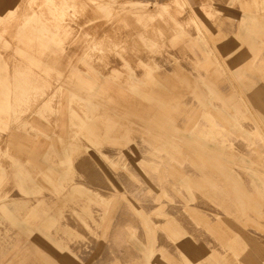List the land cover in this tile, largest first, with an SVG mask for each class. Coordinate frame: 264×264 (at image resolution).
<instances>
[{
    "label": "crops",
    "instance_id": "0c3cea01",
    "mask_svg": "<svg viewBox=\"0 0 264 264\" xmlns=\"http://www.w3.org/2000/svg\"><path fill=\"white\" fill-rule=\"evenodd\" d=\"M36 1L40 3L34 6ZM102 1L0 0V9L5 12L3 16L0 14V185L9 180L7 167L14 165L17 167L14 178L18 194L31 197L30 202L13 205L8 190H0V235L8 230L10 235L19 232L28 237H39L52 243L55 251L66 250L69 243L76 239L82 241L86 237L108 235L106 246L112 252L115 264H118L123 254L116 236L126 229L122 237L123 247L126 250L135 248L137 254L145 255L147 264H153L160 255L161 246L178 243L179 240L177 254L185 264H224L222 257L228 258L231 264H264V208L261 209L264 205V119L259 114H252L247 107L239 105L232 114L231 103L213 81L208 78L202 81L209 88L208 94L198 86L197 79L188 78V87L201 109L200 119L192 126H177V118L184 113L187 103L183 96L172 92L173 87L167 78L155 74L161 68L158 62L162 56L152 64H143L145 80H138L130 72L127 80L131 86L126 92L107 82L104 73L94 65L99 60L110 59V52L118 54L121 48L118 38L114 41L112 35H107L109 32H103L101 38L88 42L83 56L79 58L81 67L67 60L68 78L80 87L73 86L71 91L67 89L68 94L63 90L60 82L62 72L54 66L52 61L56 60V55L51 53L56 52L55 45L66 51L68 44L74 41L76 24L82 15L93 13L94 8L95 12L103 15ZM113 1L105 0V3L113 8ZM236 1L227 0L226 5ZM224 7L188 4V0H154L131 2L122 9L123 14L133 12L140 20L174 19L171 41L192 43L203 52L206 74H209L210 65L220 67L218 58L207 46L205 38L215 35L209 29L218 22L216 25L222 26L219 19L222 13L228 17L240 16ZM244 8L248 13L241 14L242 26H248L246 21H250L254 31L259 27L258 32L261 30L264 35V0H251L250 5L246 3ZM187 27L193 31L191 34L197 35L196 39L184 40ZM240 34L241 31L233 32L230 36L238 38L220 41L221 48L228 52V58L232 57L229 52L231 43H237L234 49L244 47L246 41ZM142 42L148 50L159 46V41L155 39L146 38ZM103 44H111L107 52ZM69 58L72 59V56ZM253 59L250 63L252 74L264 79V65L256 64V58ZM217 72L224 73L223 70ZM112 73L116 80H120V72L113 70ZM245 75L246 72L240 73L242 78L239 82L243 90L245 87L255 88L258 83L245 79ZM148 83L152 86H147ZM104 96L116 99L118 105H126L131 111L121 116L114 115L117 109L113 107L109 109L112 112L106 113L103 110ZM136 98L145 103L127 101ZM73 104H78L80 110L73 109ZM130 116L177 135H153L154 126L139 129L128 118ZM33 117L51 124L56 137L49 143L41 139L42 135L48 137L45 132L32 125ZM138 132L146 133L140 142L135 138ZM31 135L38 138L34 142L35 147L30 141V144L21 141L30 139ZM9 142L19 144L20 148L28 146L32 153L46 144L50 149L46 154L49 164L45 170L29 169L31 163L23 164L10 154ZM184 146L196 154L197 162L186 160L184 165L175 158L176 153L186 150ZM82 148L89 149L91 153L82 152ZM228 149L238 153L228 152ZM39 152L32 154L33 159L38 160ZM159 157L163 158L160 164L150 163V160H158ZM167 160L179 161L181 170L168 164ZM194 163L208 167L213 177L225 181L230 205L224 204L226 200L216 198L220 186L210 174L204 181H190V176L195 173L194 169L193 172L191 170ZM122 166L128 167L130 174L122 172ZM236 168L241 171L242 180L235 177L233 169ZM150 172L156 174L154 181L149 177ZM39 174L47 186L37 180ZM166 185L171 187L170 190L165 188ZM176 190L184 194L188 202L179 199ZM50 194L62 200L57 217L50 215L39 199ZM207 195L211 198L205 199ZM106 197L108 201L113 197L122 199L112 228L108 225L104 227L105 223H102L106 215L112 213ZM127 197L134 201H126ZM151 198L153 203L148 204L152 202ZM218 202H222L221 207ZM103 205L104 210L99 209ZM154 211L157 215H152ZM224 214L228 215L235 231L228 229L225 233L220 227L219 217ZM249 217L260 219L263 228L259 230L252 226ZM61 226L67 227L68 231L59 233ZM156 226V242L150 247L139 249L124 241V236L137 233V237L146 242L148 229L153 231ZM122 227L125 229L119 231ZM108 229H111L110 234ZM54 233L67 240L54 241ZM195 250L199 253H193ZM140 255L139 259H143ZM23 259H26L25 255Z\"/></svg>",
    "mask_w": 264,
    "mask_h": 264
},
{
    "label": "rangeland",
    "instance_id": "374dc122",
    "mask_svg": "<svg viewBox=\"0 0 264 264\" xmlns=\"http://www.w3.org/2000/svg\"><path fill=\"white\" fill-rule=\"evenodd\" d=\"M136 1L153 2L154 0H114L113 8L106 5L105 1L103 0L101 3V5L104 6V11L102 12L103 15L101 16V14L95 12V8L92 11L93 13H85L84 15H82V18L80 17L78 24H76L75 36L73 39L74 41L68 44L65 52H63L59 48V46L55 45L56 52H52L51 54L56 55V60H53L52 62L54 63V66L58 67L62 72L60 82L61 85H63V90L67 94V89L71 91V88L73 86H77L78 88L80 87V85L73 84L70 81L71 79L68 78L69 71L67 60L69 59L72 62L71 64H78V67H81L79 64V58L83 56L88 42L101 38L103 32H109L107 33V35H112L111 37L114 41L118 38L117 40L119 41L118 43L121 45V48L119 49L118 54H115L117 52H110V59H106L104 60V62H100L99 60L97 63L95 62L94 65H96L99 70L104 73L107 82H110L115 87H120L121 89H123V92H126L127 89L131 86L127 80V76L130 74V72L134 73L135 76H137L138 80H145L146 75L144 71L145 69L144 67H142L143 64H150V62L152 64L153 61L158 60L159 57L162 56V59L158 62V66L161 65V68L155 74L157 76L160 75L163 76V78H167V80L170 81L171 86L173 87L172 92L177 96H183L187 103V106L184 108V113L182 115H179L177 118V126H192L197 119H200L201 109L197 100L193 98V95L191 94L192 90L188 87V78L197 79L198 86L204 93L208 94L210 93L209 88L202 81L206 78L213 81L218 87L219 91L222 92L223 95L227 98L228 102L231 103L230 111L232 112V114H235L234 112L237 110L236 107L239 105L247 107L252 114H255L256 112L260 115V117L264 119V79H261V76L258 74H252V69L250 65V63L254 60L253 58H256V64L264 65V35H262L261 30H259L258 32L259 27L256 29V31H254L255 27L251 25L250 21H246V24H248V26L243 27L241 19V14L245 15L248 13V11L244 8L245 4L247 3L248 5H250L251 0H237L234 4L230 3L229 5H226L227 0H188V4L189 2H192L195 4L203 5L215 4L218 7L227 6L224 8H228L232 13L240 15L239 18L228 17L226 14L222 13L221 16H219V19H221L222 22V26H217L216 24H218V22L211 29H209L211 30V32L215 33V35H209L205 38L207 41V46L210 51L212 50L214 52V55L218 58L217 61L220 63V67L210 65L209 74H206V58L203 52L194 47L192 43H174L171 41L172 35H170V32L172 29H174L172 25L174 19L167 18V21H165L161 18H158L154 21H149L138 19L133 12L123 14L124 12L122 7H124L125 5H130L131 2ZM39 3L40 2L36 1L33 5L37 6ZM0 14L2 16L5 14L4 9H0ZM178 18L179 20H181L180 17ZM167 22L168 24L170 23V25H168ZM263 25L262 27L264 28ZM236 31H241L240 37H242V39H244V41L246 42L244 43V47L241 49H234L237 43H231L229 46L232 49L229 52L230 55L232 54V57L228 58V52H225L223 48H221L220 41L225 39L231 41L235 39L236 36L233 37L230 35H232L233 32ZM140 32H142V34H140ZM143 32H145V34ZM186 32L187 33L184 40L187 41L193 38L196 39L197 35L191 34L193 31L190 28L187 27ZM218 32H223L224 34H218ZM116 33L118 34L115 35ZM226 33L229 36H226ZM229 37L231 38L229 39ZM107 38L109 37L107 36ZM146 38L158 40L159 46H157V49L148 50L145 43L142 42V40ZM0 45H2V42H0ZM110 47L111 44L104 45L105 52H107ZM252 52H256V55L252 56ZM71 56L72 59L69 58ZM5 61L6 59H4V62ZM113 70H116V72L118 71V73L120 72V80H116L114 78L115 76H113L112 73ZM218 70H223L224 73L217 72ZM242 71L246 72L245 79L255 80L258 83L255 88L249 89L245 87V91L243 90L239 82L242 78L240 76V73H242ZM147 86L152 85L148 83ZM82 87L84 89V86ZM261 87L263 89L258 90ZM99 93H97V96H99ZM71 94L72 93L70 92L69 97L72 96ZM81 95L85 94L81 92ZM100 99L101 98L99 97V100ZM127 101L129 103L135 104L145 103L139 98L133 100L129 99ZM103 102V110L106 113L112 112L109 111V109H112L113 107L117 109L116 112H113L114 115L117 114L121 116L122 113L131 111L128 106H120L118 105V102H116V99H110L108 96H104ZM71 106L75 110H80L78 104H73ZM127 107L128 110L126 109ZM142 111L143 109L141 108V112ZM128 118L131 120L133 125L139 129L148 125L154 126L153 129L155 131L153 135H162L165 137L177 135V133L166 131L164 129H161V127L159 126L157 127L156 125L150 123L146 125L136 117L130 116ZM32 121V125L35 129L43 130L48 136L45 137L44 135H42V141L44 140L45 143H49L51 139H54V137H56L55 133L52 132L51 124L41 120L39 117H33ZM145 134L146 133L142 132L136 133V140L140 142L141 140H143L142 136H144ZM21 141H24V144H33L34 142L38 141V138L31 135L30 139H22ZM28 141H30V143ZM9 143L11 146L9 150L10 154H12L17 160H19L23 164H26L27 162L31 163L32 166L28 167L31 170H34L35 168L45 170L44 168H46V166L50 162L46 158V154L50 151V149L46 147V144L44 145V147H41V149H39V158L38 160H35L33 159L32 154L36 153L39 150L32 153V151L29 150L28 146H23L22 148H20L19 144H15L13 142ZM216 143L217 145L219 144V146L222 145L219 142ZM35 146L36 143H34V147ZM38 146L41 145L38 144ZM261 146H263V144H261ZM261 146L258 147V149L261 148ZM183 148L186 150L176 153L175 158L181 161V163L186 160H192L194 162H197L196 154L189 151L188 147L186 146H184ZM81 151L85 153H91L89 149L82 148ZM227 151L231 153H238L236 150L232 149H228ZM162 160L163 158L159 157L158 160H150V163L153 164L155 162L156 164H160ZM179 161L174 163L173 161L169 162L167 160L166 162L171 166H174L177 170H179L181 168V166L179 165ZM25 167L27 168V166ZM193 169L195 173L194 175L190 176V181H193L194 183L206 180L207 176L210 174V169L208 167H203L200 163L196 165L194 163L191 169L192 172ZM6 170L8 172L9 180H6L1 183L0 190L2 192L8 190L9 200L13 205L20 204L21 202L25 203L26 201L30 202L31 197H22L18 194V190L15 187L16 180L14 178V173L17 171V167L14 165L9 166ZM120 170L125 174H130L129 169L126 166H122ZM233 170L235 177L240 178L242 180L240 174L241 171L237 168ZM155 175L156 174H152V172L149 173V177H152L151 181L155 178ZM210 175V177L213 178V180L215 179L217 184L220 186V191H218L219 194L216 198L219 200H226L224 201V204L230 205V202L228 201L229 195L226 191L227 189L224 187L226 185L225 181L223 179L213 177L212 174ZM204 176L205 178H202ZM37 180L43 186L48 185L45 183L40 174L38 175ZM165 188H167V190H170L171 187L166 185ZM176 192L178 193L179 199H181L182 201L188 200L184 194L178 192L177 190ZM210 198L211 196L209 195L205 197V199ZM39 199L42 201V204L47 208V212H49L50 215H54L55 217L59 215V211L62 207L61 197L54 194H50L48 196H42ZM105 199L106 202H109L108 207L111 208L112 213L106 215L102 223H105L103 224L104 227L108 225V227L112 228L111 225L115 220L114 218H116L119 209L118 207L120 206L122 199H120L119 197L109 198V201L107 197ZM125 199L128 202L134 201L131 197H127ZM151 201L152 202H148V204L153 203L152 198ZM218 203L221 207L222 202ZM190 204L194 206V203ZM101 207H99V209L104 210V205ZM201 207L203 206L201 205ZM262 208H264V205L261 206V209ZM152 215H157L156 211L152 212ZM262 215L264 216L263 211ZM248 219L252 226L256 227L257 229L259 228V230L263 228L260 223V219L256 217H249ZM219 221L221 224L220 227H223L222 230L225 233L229 230L235 231L231 227V224L229 222L230 220L227 214H224V216L219 217ZM123 229H125V227L120 228L119 231ZM156 229L157 226L153 231H150L148 229L149 237L147 238L146 242L138 238V234L135 233V231L133 233H135L136 235L132 234L124 236V241L132 246L134 244L139 249H145L156 242L154 238V231ZM108 230L110 234L111 229ZM125 230L120 232V236H116L117 242L121 244L120 251L123 254V259H121L118 264H147L145 255H142L141 253V255L143 256L142 257L140 254H137L138 252L135 248L134 250L129 248L128 250H126V248L123 247L122 244L124 242H122V237L126 232ZM7 231L4 234L0 235V264H115L112 252L109 250L105 243L106 236L108 235L103 237L98 236L97 238L95 236H91V238L86 237V239L82 241L81 239H76L75 241L69 243V246L66 250L55 251L53 249L52 243L44 241L39 237H28L26 235L19 234V232L15 233L14 235H10V232ZM58 231L59 233L67 232L68 228L61 226L59 227ZM129 231L132 232L131 229H129ZM52 238L54 239V241L67 240L63 238L62 235H55V233L53 234ZM188 239L190 242L192 241L190 237H188ZM179 241L178 243H167L168 245L164 244V247L161 246V252H158L160 255L156 258V260L153 261V264H185L177 254V249L180 248ZM113 244L114 243L112 240V245ZM199 248L205 249V247ZM195 252L199 253V251L196 250L193 253ZM162 254H164V258L162 257ZM24 255L26 256V259H23ZM139 255L143 259H139ZM221 261L224 264H231L228 258L222 257Z\"/></svg>",
    "mask_w": 264,
    "mask_h": 264
},
{
    "label": "bare ground",
    "instance_id": "6f19581e",
    "mask_svg": "<svg viewBox=\"0 0 264 264\" xmlns=\"http://www.w3.org/2000/svg\"><path fill=\"white\" fill-rule=\"evenodd\" d=\"M104 1H105V0H104ZM20 6H21V5H20ZM18 11H19V10H18ZM179 12H180V11H179ZM14 18H16V17L14 16ZM12 20H13V19H12ZM6 23H7V22H6ZM10 23H11V22H10ZM11 24H12V23H11ZM9 25H10V24H9ZM6 27H7V26H6ZM114 32H115V31H114ZM10 38H11V37H10ZM111 157H112V156H111ZM154 163H155V162H154ZM95 168H96V167H95ZM142 168H143V167H142ZM145 169H146V168H145ZM145 169H144V170H145ZM167 170H168V169H167ZM162 172L164 173V171H162ZM94 173H95V172H94ZM145 173H146V172H145ZM147 174H148V173H147ZM165 174H166V173H165ZM98 178H99V177H98ZM156 178H157V177H156ZM128 179H129V178H128ZM151 179H152V177H151ZM140 180H141V179H140ZM153 180H154V179H153ZM153 180H152V181H153ZM164 180H165V179H164ZM155 182H156V181H155ZM142 183H143V181H142ZM89 184H90V183H89ZM154 185H155V184H154ZM161 185H162V184H161ZM143 188H144V187H142V189H141V190H142L141 193H143ZM159 188H160V187H159ZM145 189H146V187H145ZM148 190H149V189H148ZM150 190H151V189H150ZM144 193H145V192H144ZM169 193H170V192H169ZM138 194H139V192H138ZM170 194H172V192H171ZM173 196H174V195H173ZM139 197H140V196H139ZM147 197H148V196H147ZM143 198H144V197H143ZM141 199H142V198H141ZM172 199H174V198H172ZM176 199H177V198H176ZM175 201H176V200H175ZM177 201H178V200H177ZM147 202H148V201H147ZM175 203H176V202H175ZM157 205H158V204H157ZM147 206H148V205H147ZM175 206H176V205H175ZM172 207H173V205H172ZM170 208H171V207H170ZM173 209H174V208H173ZM175 209H177V207H176ZM175 209H174V210H175ZM210 209H211V208H210ZM127 210H128V209H127ZM170 210H171V209H170ZM179 211H180V210H179ZM175 212H176V211H175ZM175 215H176V214H175ZM134 218H135V217H134ZM134 220H135V219H134ZM139 224H140V223H139ZM136 225H138V224H136ZM140 227H141V226H140ZM138 228H139V227H138ZM138 228H137V229H138ZM188 229H189V228H188ZM188 231H190V230H188ZM97 232H98V231H97ZM161 236H162V235H161ZM165 238H166V237H165ZM162 240H163V239H162ZM166 242H167V241H166ZM168 242H169V241H168ZM163 243H164V242H163ZM160 245H161V244H160ZM119 249H120V247H119ZM119 249H118V250H119ZM107 257H108V256H107Z\"/></svg>",
    "mask_w": 264,
    "mask_h": 264
}]
</instances>
